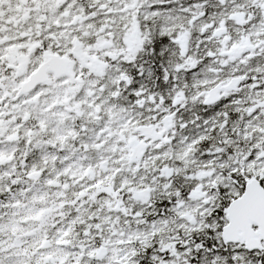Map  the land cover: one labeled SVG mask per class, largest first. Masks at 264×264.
I'll use <instances>...</instances> for the list:
<instances>
[{"label": "snow or ice", "instance_id": "snow-or-ice-1", "mask_svg": "<svg viewBox=\"0 0 264 264\" xmlns=\"http://www.w3.org/2000/svg\"><path fill=\"white\" fill-rule=\"evenodd\" d=\"M0 264H264V0H0Z\"/></svg>", "mask_w": 264, "mask_h": 264}]
</instances>
